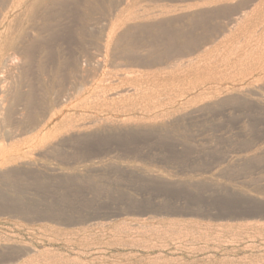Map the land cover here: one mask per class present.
Returning <instances> with one entry per match:
<instances>
[{"label":"rangeland","instance_id":"rangeland-1","mask_svg":"<svg viewBox=\"0 0 264 264\" xmlns=\"http://www.w3.org/2000/svg\"><path fill=\"white\" fill-rule=\"evenodd\" d=\"M65 1L46 0L42 2L46 6L43 4L42 6L40 3L36 6L25 5L16 9L10 4H6L4 0H1L3 2L2 4L0 2V26L4 27V29L6 27V30L9 31L6 32L3 29V32L0 27V34L3 35H0V49L2 46H5L0 51V68L4 66L1 63L7 61V58L11 57V61L13 62L12 56H15L16 63H13H15V66L17 65L15 67L11 63L9 68L7 67L8 74L6 65L4 69H0V80H3L2 82L0 81V93L3 92L0 96H4V90L9 93V95L5 93L7 95L6 98L3 97V99L5 98L4 100L0 97V103H2L0 107L3 105L0 112H3V115L0 114L2 117H0V120H4L2 122L0 121V126L2 125L0 128V148L4 150L6 159L18 158L16 162L0 164V168L4 166L2 168L3 170L0 169V172L12 173L9 178H3V174L0 173V176H2L0 177V193H3L0 194V264H264V105L262 106L264 104V91L263 89L258 90L260 87H264L262 81L264 80V74L256 82L262 83L255 85L254 82L248 85V77H246L244 72L238 70V72L236 71L234 73L236 69L230 70L229 72L225 66L218 64L219 60L216 61V58L211 65H209L210 63L208 64L213 56L217 57L218 52L221 55L231 49V52L234 53L235 51L234 54L240 55L244 54L248 45H253L256 42L255 40H257V43L260 40L258 44L262 43L264 38V5H261L260 9L258 8L260 3L257 4L251 0H246V2L245 0H227L228 2L225 0H211L210 2L205 0L203 4L202 1L204 0H175L176 2L173 0H155V2L154 0H126V3H124V0L123 3L122 0H118L121 2L113 0L114 5L112 4V0ZM73 1H75L74 3L76 5L73 4ZM100 1H104V5ZM105 1L110 5L112 4L110 7L111 12L110 8H108L110 5ZM172 1L173 4L171 3ZM233 1L237 3L233 4ZM49 2L50 4L54 3L51 6ZM82 2H85V5L84 3L82 4L84 7L81 5ZM97 2L98 4L100 2L101 5H98ZM198 3L201 4L198 5ZM244 3L245 7L243 6ZM78 4L85 10L80 8L81 6ZM229 4L231 5L229 6ZM251 4L254 6V11L250 6ZM39 5H41L40 7L42 9L46 7L44 9L45 12L39 8ZM94 5L95 7L91 8ZM167 5L170 7L168 8ZM210 5L212 6L211 8ZM216 5L217 7H215ZM102 6H105V8ZM139 6L140 9L144 6L147 8H142L143 12L142 9L138 10ZM205 6L206 8H204ZM240 6L241 8L244 7L241 11ZM249 6L252 9V13L251 10L247 9ZM114 7L117 8L115 9ZM10 8H13V10ZM22 8L26 9L24 10ZM158 9L160 13L163 11V14L159 13L156 15ZM171 9H174L175 12L171 11ZM186 9L187 11H198L187 12L185 11ZM236 9L239 11H236ZM246 9L249 17H257L259 23H261L258 25L257 30L254 29L256 33H253V36L252 33L250 34L248 31H245L247 29L245 27V21L242 20L243 28L239 27V29L236 26L239 24L242 26L238 18H240V15ZM34 10H37V14L35 13L36 16ZM105 10L109 11L104 12ZM164 10L167 11L164 12ZM169 10L171 12H168ZM151 11L153 15H151ZM177 11L179 14H182L179 15ZM183 11L187 15L189 13V15L185 16ZM23 12L24 14H22ZM31 13L34 15L33 17H31ZM110 13L113 15L112 18L111 15L110 17L107 15ZM137 13L143 17L136 16ZM144 13L147 15H144ZM233 13L238 17L236 18ZM16 14L18 15L16 16ZM62 14L63 16H61ZM20 16H23L21 20L19 19ZM166 16L170 19L172 16V19L170 20ZM192 16H194V20H191ZM201 16L206 22L203 18H200ZM136 17H139V19L137 20ZM165 17L166 20L168 19V23L164 19ZM145 18L148 19L146 20ZM140 19L144 20L140 23ZM156 19L161 20L159 22ZM163 20L166 22L164 23ZM177 20L180 22L177 23ZM211 20L215 21L213 22ZM135 21L138 26L134 23ZM8 22L9 25L7 24ZM13 22L15 23V27ZM98 22H102L99 27ZM142 22L147 25V28H145L146 25L141 26ZM200 22L202 24L204 23L202 25L204 26L203 28L200 27ZM130 23H134L136 26H131ZM155 24L157 25L154 26ZM208 26L211 27L209 28ZM212 27H214V30ZM49 28H52V30ZM167 28L169 32L172 33L174 31L178 38H180H177L180 41L179 43L175 39L172 44L173 48L172 46L168 48L166 40H164V33H168ZM175 28L181 30L179 31ZM136 31H139L140 34ZM153 31L157 32V34H154ZM129 32L131 37L128 36ZM223 33H227L230 36L228 38L225 36L224 38ZM193 34L194 36H192ZM200 34L208 36V39L204 36L200 37ZM249 34L253 39L251 37L249 38ZM121 35H123L122 38ZM220 35L224 40L218 43L221 39ZM187 37L189 38L187 39ZM241 37L243 38L241 39ZM157 38L159 41H157ZM200 38L203 39L200 40ZM139 39L141 44L139 43ZM248 39L250 40L248 41ZM86 40L88 43L85 42ZM204 40L206 43L209 40V43L206 45V43L202 42ZM237 40H239L238 43H236ZM246 41H248V45ZM175 42L181 45L184 43L185 48L183 45L179 47ZM193 42L195 44H202L195 45ZM214 42L217 43L215 44ZM5 43L9 45L7 46ZM130 43L132 45L133 43L136 44L133 45L134 49ZM228 43L237 45L236 47H232ZM154 44H158V49ZM159 44L163 47L161 45L159 46ZM209 45L210 47L213 45V49H210ZM189 47H192L190 48L191 50ZM125 48L127 52L123 54ZM206 48L210 51L205 50ZM162 49L168 50H164L163 52ZM185 49H189L188 53L191 59L186 56L188 53ZM192 49L194 52L195 50L197 51L194 53ZM180 50L182 52L184 51V54L185 52L187 54L184 55L181 52L184 56H179L181 54ZM203 50L207 52L204 53L206 57L201 53ZM213 50L216 51L213 52ZM129 52L131 54H128ZM161 52L164 58L160 56L162 55L160 54ZM176 52L177 55H175ZM191 53L195 55L193 54V56ZM132 55L136 56L132 57ZM170 55H174L175 60L174 58L169 59ZM98 56L101 59H105L97 64V61H101ZM198 56L200 60H197V62L196 59ZM149 57L152 58L149 59ZM176 57L179 58L177 59ZM165 58L168 60V64ZM204 58L205 60H203ZM172 59L174 60V65ZM188 59L192 60L193 63L187 64L186 60ZM178 60H182L181 63L180 61L178 62L179 65L177 64ZM163 62L165 64L163 67L166 69L162 68ZM143 63L144 65H142ZM99 64H101V67ZM147 64L149 65L147 66ZM184 64L190 67H188L189 70L185 69L186 66ZM96 66L98 67L97 69ZM167 68L169 69L168 72L170 69H174L173 72L171 71L173 74L171 72H165ZM9 69H12V71ZM176 69L180 71L183 69V71L180 73ZM9 72H13L12 75ZM229 73L231 74L228 75ZM119 74L122 76L119 77ZM183 74L186 77L177 78ZM217 74L221 75L218 76ZM108 75L113 76H109L112 80H110ZM75 76L76 78H74ZM106 79L107 82L105 83ZM62 80H64V83H61ZM8 85H10V89ZM21 85L23 88H21ZM193 85L199 86L200 90L197 92L191 90ZM252 85L259 87L255 88ZM132 86H134L133 89H135L137 95H134ZM33 87H36L35 90ZM39 87L41 92L43 91L42 93L38 89ZM30 88L37 92V94L31 91ZM123 88L127 90V92L124 91L126 93L124 95ZM247 88L249 90L251 89L252 93ZM12 89L16 92L13 93ZM20 89L22 91L21 93H24L26 97L19 92ZM148 89L150 90L149 92ZM246 89L250 92L249 95ZM254 89L255 91H253ZM145 90L147 92L143 93ZM242 90L246 92L243 93ZM201 91L213 92L215 94L214 96L212 94L197 96V93ZM228 91L232 94L230 97L232 96L234 99L232 97L230 98L229 95L227 97L230 99L225 96L229 94ZM17 92L23 96H20L21 102H19L20 98ZM116 92H120L123 96H114L113 94ZM254 92H257V95L259 93V95L253 96L255 94ZM98 93H101L100 96ZM108 93L113 95L112 98H110L111 95ZM224 93L226 94L224 95ZM12 94L16 95L14 99L18 103L12 101L14 97ZM105 94L106 98H103L101 95L105 97ZM31 95H35L36 97H31ZM171 97H174L173 101H169ZM225 97L227 100H225ZM27 98L30 100H26ZM31 98H34L32 100L34 103L31 101ZM93 98L94 100L91 101ZM215 98L219 99L216 102L218 106H216ZM97 100H99L98 103ZM26 101L29 104L33 103V106L30 105V107H33L31 108L33 110L30 111L28 109L27 111L26 104L28 103ZM150 101L152 102V104L150 103L151 105L148 104ZM202 102L206 104L204 105L205 109L201 106V104H204ZM146 103L148 104L147 106ZM14 104H16L18 109ZM214 104L216 107L213 106ZM208 105L211 107H207ZM4 106H7V108ZM260 106L262 109H260ZM30 107L28 105V108ZM189 107L194 109H189ZM2 108L6 111L9 109L8 117L6 115L7 112L3 111ZM184 109L187 111L191 110L195 113H189L187 115ZM177 112H181L182 115L184 113L187 119L182 122L181 120L182 118L184 119V116ZM17 114L19 115L17 116ZM31 114L33 116L35 115L34 118L36 120H34L36 122L31 119ZM173 114L179 115L178 117L181 119L179 120L178 117L177 119L174 118L176 115L174 116ZM165 115H168V117L166 118ZM160 116H163L164 120L159 119L161 118ZM26 117L27 119L29 117V126L27 125ZM150 118L152 121L154 119V122L150 120L153 125L148 120ZM89 119L92 121L106 120L104 121L105 123L93 121V124H87L86 122L90 121ZM165 119L166 122H164ZM169 119L171 121L172 119L176 120V122L172 121L170 123ZM128 120L129 123L126 124ZM108 121L111 123H108ZM132 121L133 123H130ZM31 122H35V128ZM193 122L196 126H193ZM82 123L85 125L79 130V127L83 125ZM31 125L32 128L30 127ZM73 127L78 128L75 129ZM174 129L178 132L175 133L176 131ZM151 131L152 133H150ZM163 131L166 132L163 133ZM109 132H111L110 135ZM140 133H142L141 136ZM116 134L118 135L115 136ZM116 138H122L119 140L122 143H119ZM101 140L104 141L102 142ZM59 141L61 142L59 143ZM160 141L163 142L161 143ZM143 142L146 143L144 144ZM85 146L87 147L85 148ZM43 153L47 154L44 155ZM250 156L252 157L249 158ZM13 163L15 167L11 166ZM107 164H110V166ZM91 168L93 170H89ZM9 169H12L13 172ZM16 195L17 197H15ZM15 198L18 201L17 199L14 200ZM13 201L16 202V205L13 204ZM21 201L23 202L21 203ZM18 206L21 207L19 208Z\"/></svg>","mask_w":264,"mask_h":264},{"label":"bare ground","instance_id":"bare-ground-1","mask_svg":"<svg viewBox=\"0 0 264 264\" xmlns=\"http://www.w3.org/2000/svg\"><path fill=\"white\" fill-rule=\"evenodd\" d=\"M4 1L6 2V4H7V3L10 4V5H11L12 7H14L15 9L18 8V7H21V6H25V5H26V6H28V5H30V6H36L37 4H40V3H41V5L43 4L44 6H46L45 3H42V2H45L46 0H4ZM53 1H55V0H53ZM66 1H67V0H66ZM66 1H65V2H66ZM76 1L78 2L79 0H76ZM87 1H89V0H87ZM93 1H94V0H93ZM101 1H102V0H101ZM101 1H100V2H101ZM106 1H107V0H106ZM106 1H105V2H106ZM117 1H118V0H117ZM150 1H151V0H150ZM159 1H160V0H159ZM168 1H169V0H168ZM170 1H171V0H170ZM173 1L176 2L175 0H173ZM173 1L171 2L172 4H173ZM187 1H189V0H187ZM192 1H193V0H192ZM196 1H197V0H196ZM196 1H195V2H196ZM208 1L210 2L211 0H208ZM222 1H223V0H222ZM225 1H227V0H225ZM228 1H229V0H228ZM228 1H227V2H228ZM231 1H232V0H231ZM231 1H230V2H231ZM237 1H239V0H237ZM243 1H244V0H243ZM251 1H255L257 4L260 3V4H259L260 6H259L258 8H260L261 5H264V0H251ZM0 2H1V0H0ZM50 2H52V1H50ZM50 2H49V5L52 6V4H53L54 2H53L52 4H50ZM56 2H57V1H56ZM58 2H59V1H58ZM69 2H70V1H69ZM69 2H68V3H69ZM71 2H72V1H71ZM74 2H75V1H73V4L76 5ZM100 2H99L100 5H101V3H102V5H104V4H103L104 1L101 2V3H100ZM118 2H121V1H118ZM147 2H149V1H147ZM154 2H155V0H154ZM178 2H179V1H178ZM180 2H182V1H180ZM195 2H194V3H195ZM204 2H205V0L202 1V4H203ZM212 2H213V1H212ZM245 2H246V0H245ZM247 2H248V1H247ZM255 2H253L254 5H255ZM2 3H3V2H1V4H2ZM46 3H47V2H46ZM83 3H84V5H85V2H82L81 5H82ZM88 3H90V2H88ZM92 3H93V2H92ZM106 3H107V2H106ZM110 3H111V2H110ZM115 3H117V2L115 1ZM122 3H123V0H122ZM122 3H121V4H122ZM124 3H126V0H124ZM152 3H153V2H152ZM156 3H158V2H156ZM162 3H163V2H162ZM224 3H225V2H224ZM235 3H237V2H236V1L234 2V1H233V4H235ZM1 4H0V5H1ZM69 4H71V3H69ZM73 4H72V5H73ZM90 4H91V3H90ZM93 4H94V3H93ZM97 4H98V2H97ZM99 4H98V5H99ZM107 4H109V3H107ZM112 4H113V0H112ZM112 4H111V5H112ZM119 4H120V3H119ZM136 4H137V3H136ZM160 4H161V3H160ZM165 4H166V3H165ZM180 4H181V3H180ZM200 4H201V3H200ZM200 4L198 3V5H200ZM208 4H209V3H208ZM211 4H213V3H211ZM215 4H216V3H215ZM225 4H226V3H225ZM238 4H240V3H238ZM238 4H237V5H238ZM41 5H39V8L42 9V7H40ZM43 5H42V6H43ZM54 5H55V4H54ZM60 5H61V4H60ZM78 5H80V4H78ZM81 5H80V6H81ZM84 5H82V6L84 7ZM109 5H110V4H109ZM109 5H107V6H109ZM111 5H110L108 8H110ZM113 5H114V4H113ZM163 5H164V4H163ZM169 5H170V3H169ZM178 5H179V3H178ZM183 5H184V4H183ZM183 5H182V6H183ZM190 5H192V4H190ZM222 5L225 7L224 4H222ZM226 5H227V4H226ZM230 5H231V4H229V6H230ZM242 5H243V4H242ZM242 5H241V6H242ZM246 5H247V4H246ZM3 6H4V4H3ZM5 6H6V5H5ZM11 6H9V7H11ZM68 6H69V5H68ZM68 6H67V7H68ZM70 6H71V5H70ZM82 6H81L80 8H82ZM115 6H116V4H115ZM142 6H143V4H142ZM146 6H147V5H146ZM146 6H144V7H146ZM158 6H159V5H158ZM184 6H186V5H184ZM187 6H188V5H187ZM206 6H208V5L206 4ZM206 6H205L204 8H206ZM213 6H214V5H213ZM220 6H221V3H220ZM223 6H222V8H223ZM238 6H239V5H238ZM241 6H240V11H241V9H243V8L245 7V3H244V5H243V6H244L243 8H241ZM247 6H248V5H247ZM250 6H251L252 9H253V7H254L253 4H251ZM250 6H249V8L247 7V9L251 10V13H252V9L250 8ZM255 6H257V5H255ZM1 7H2V6H1ZM48 7H49V6H48ZM63 7H64V5H63ZM73 7H75V6H73ZM77 7H79V6H77ZM92 7L94 8L95 5H94V6H91V8H92ZM102 7L105 8V6H102ZM144 7H141V9H142V8L144 9ZM149 7H151V6H149ZM167 7L169 8L170 6L167 5ZM196 7H197V6H196ZM208 7H209V6H208ZM211 7H212V6L210 5V8H211ZM215 7H217V5H216ZM4 8H5V7H4ZM36 8H37V7H36ZM64 8H65V7H64ZM71 8H72V7H71ZM80 8H79V9H80ZM85 8H86V7H85ZM91 8H90V10H91ZM97 8H98V7H97ZM114 8H115V7H114ZM116 8H117V7H116ZM116 8H115V9H116ZM146 8H147V7H146ZM157 8H158V7H157ZM159 8H160V7H159ZM202 8H203V7H202ZM202 8H201V9H202ZM236 8H237V7H236ZM0 9H1V8H0ZM10 9L13 10V8H10ZM19 9H20V8H19ZM22 9L25 10L26 8H22ZM41 9H40V10H41ZM44 9H46V7H45ZM44 9H42V11L45 12ZM68 9H69V8H68ZM77 9H78V8H77ZM82 9H84V8H82ZM86 9H87V8H86ZM100 9H101V8H100ZM112 9H113V8H112ZM115 9H113V10H115ZM141 9H140V6H139V9H138V10H141ZM143 9H142V11H143ZM153 9H154V7H153ZM192 9H194V8H192ZM197 9H198V7H197ZM199 9H200V7H199ZM218 9H220V8H218ZM230 9H231V8H230ZM233 9H234V8H233ZM247 9H246L245 12H243V14L240 15V18H238V20L241 21L240 23H241L242 26H240V24H239V25H236V26H238V28H239V27H242V28H243L244 26H243V22H242V20L245 21V22H246V26H245V27L247 28V29H245V31H246V32L248 31V33H250V34L252 33V36H253V33H254V34L256 33V31H254V29L257 30L258 25H260L261 23H259L257 17H254V18L249 17V15L247 14ZM255 9H256V7H255ZM260 9H261V8H260ZM27 10H29V9L27 8ZM27 10H26V11H27ZM30 10H31V9H30ZM84 10H85V9H84ZM84 10H83V11H84ZM134 10H135V9H134ZM145 10H146V9H145ZM154 10L156 11V9H154ZM206 10H207V9H206ZM206 10H204V11H206ZM237 10H238V9H236V11H237ZM257 10H258V9H257ZM262 10H263V9H262ZM14 11H15V10H14ZM21 11H22V10H21ZM34 11H35V10H34ZM36 11H37V10H36ZM36 11L34 12V14H35V13L37 14ZM100 11H101V10H100ZM102 11H103V10H102ZM108 11H109V10H107V11L105 10L104 12H108ZM155 11H154V13H156ZM159 11H160V10L158 9L156 15H158V14L160 13ZM161 11H162V10H161ZM165 11H167V10H164V12H165ZM171 11H174V9H173V10L171 9ZM171 11L169 10L168 12H171ZM185 11H187V9H186ZM189 11H190V12H191V11H192V12H195V11H198V10H194V11H193V10H189ZM189 11H187V12H189ZM210 11H211V10H210ZM219 11H220V10H219ZM227 11H228V10H227ZM238 11H239V10H238ZM253 11H254V9H253ZM259 11H260V10H259ZM12 12H13V11H12ZM18 12H19V11H18ZM27 12H28V11H27ZM81 12H82V11H81ZM110 12H111V8H110ZM136 12H138V11H136ZM143 12H144V11H143ZM148 12H149V11H148ZM174 12H175V11H174ZM183 12H184V11H183ZM8 13H9V12H8ZM19 13H20V12H19ZM19 13H18V14H19ZM57 13H58V12H57ZM72 13H74V12H72ZM78 13H79V12H78ZM112 13H113V12H112ZM150 13H151V15H153L152 11H151ZM177 13H178V11H177ZM180 13H181V12H180ZM184 13H185V12H184ZM198 13H199V12H198ZM203 13H204V12H203ZM203 13H202V14H203ZM209 13H210V12H209ZM230 13H231V11H230ZM241 13H242V12H241ZM245 13H246V14H245ZM248 13H250V12H248ZM254 13H255V12H254ZM14 14H15V13H14ZM18 14H16V16H17ZM22 14H24V12H23ZM36 14H35V16H36ZM38 14L40 15V13H38ZM55 14H56V13H55ZM55 14H54V15H55ZM58 14H59V13H58ZM65 14H66V13H65ZM80 14H81V13H80ZM85 14H86V13H85ZM91 14H92V13H91ZM93 14H94V13H93ZM102 14H103V13H102ZM113 14H114V13H113ZM137 14H138V13H137ZM137 14H136V16H140L139 14H138V15H137ZM141 14H142V13H141ZM160 14H163V11H162V13H160ZM175 14H176V13H175ZM178 14H179V13H178ZM181 14H182V13H181ZM181 14H179V15H181ZM224 14H225V13H224ZM233 14H235V13H233ZM239 14H240V12H239ZM1 15H2V14H1ZM10 15H11V14H10ZM12 15H13V13H12ZM51 15H52V13H51ZM94 15H95V14H94ZM107 15H109V17H110L111 13H110V14H107ZM144 15H147V14L144 13ZM148 15H150V14H148ZM184 15H185V16H188L189 13H188V15H187V13H185ZM6 16H7V15H6ZM6 16H5V18H6ZM13 16H14V15H13ZM33 16H34V15L31 13V17H33ZM41 16H42V12H41ZM45 16H46V15H45ZM56 16H57V15H56ZM61 16H63V14H62ZM112 16H113V15H111V18H112ZM132 16H133V15H132ZM161 16H162V15H161ZM175 16H176V15H175ZM175 16H173V17H175ZM185 16H184V18H186ZM203 16H204V15H203ZM205 16H206V14H205ZM232 16H233V15H232ZM232 16H231V17H232ZM234 16L236 17V14H235ZM7 17H8V16H7ZM21 17L23 18V16H20V18H19L20 20H21ZM50 17H51V16H50ZM53 17H54V16H53ZM80 17H81V16H80ZM83 17H84V15H83ZM83 17H82V18H83ZM134 17H135V15H134ZM140 17H141V16H140ZM142 17H143V16H142ZM142 17H141V18H142ZM146 17H147V16H146ZM159 17H160V16H159ZM166 17H168V16H166ZM166 17L164 18L165 20H166ZM179 17H181V16H179ZM179 17H178V18H179ZM189 17H190V16H189ZM193 17H194V16H192V18H193ZM229 17H230V16H229ZM235 17H233V18L235 19ZM237 17H238V16H237ZM237 17H236V18H237ZM248 17H249V18H248ZM5 18H4V19H5ZM98 18H99V17H98ZM132 18H133V17H132ZM132 18H131V19H132ZM160 18H161V17H160ZM192 18H191V20H194V18H193V19H192ZM197 18H198V17H197ZM200 18H203V17L201 16ZM206 18H207V17H206ZM214 18L216 19L215 16H214ZM218 18H219V17H218ZM221 18H223V17H221ZM221 18H220V19H221ZM261 18H262V17H261ZM2 19H3V18H2ZM10 19H11V18H10ZM10 19H8V20H10ZM19 19H18V20H19ZM28 19H29V18H28ZM64 19H65V18H64ZM94 19H95V18H94ZM129 19H130V18H129ZM136 19L138 20L139 17H138V18L136 17ZM136 19H135V20H136ZM145 19H146V18H145ZM147 19H148V18H147ZM147 19H146V20H147ZM152 19L155 20L153 17H152ZM162 19H163V18H162ZM168 19H170V18L168 17ZM168 19L166 20L167 23H168ZM171 19H172V16H171ZM171 19H170V20H171ZM182 19H183V17H182ZM189 19H190V18H189ZM203 19H204V18H203ZM24 20H25V19H24ZM32 20H34V19H32ZM43 20H44V19H43ZM46 20H48V19H46ZM91 20H92V19H91ZM127 20H128V19H127ZM142 20H144V19H140V23H141ZM156 20H158V21L160 22L161 19H160V20H159V19H156ZM165 20H163L164 23L166 22ZM170 20H169V22H170ZM180 20H181V19H180ZM200 20H201V19H200ZM209 20H210V18H209ZM209 20H207V21H209ZM230 20H231V19H230ZM3 21H4V20H3ZM22 21H23V20H22ZM22 21H21V22H22ZM131 21H132V20H131ZM158 21H157V22H158ZM177 21H178V20H177ZM181 21H182V20H181ZM202 21H203V20H202ZM204 21H205V19H204ZM211 21H213V20H211ZM211 21H210V22H211ZM214 21H215V20H214ZM214 21H213V22H214ZM263 21H264V19H263ZM15 22H16V21H15ZM21 22H20V23H21ZM35 22H36V21H35ZM60 22H61V21H60ZM144 22H145V21H144ZM157 22H156V23H157ZM159 22H158V23H159ZM161 22H162V21H161ZM179 22H180V21H178L177 23H179ZM189 22H190V21H189ZM198 22H199V21H198ZM205 22H206V21H205ZM233 22H234V21H233ZM233 22H232V23H233ZM4 23H5V22H4ZM17 23H18V22H17ZM17 23H16V24H17ZM91 23H92V22H91ZM100 23H102V22H100ZM100 23L98 22V27H99ZM106 23H107V21H106ZM134 23H136V21H135ZM134 23H132V24L130 23L131 26H132V25H135ZM138 23H139V22H138ZM146 23H147V22H146ZM148 23H150V22H148ZM151 23H155V22H151ZM158 23H157V24H158ZM185 23H186V22H185ZM200 23H201V22H200ZM200 23H199V24H200ZM235 23H236V22H235ZM7 24L9 25V22H8ZM10 24H11V23H10ZM14 24H15V23L13 22V25H14ZM51 24H52V23H51ZM55 24H56V23H55ZM78 24H79V23H78ZM157 24H155L154 26H156ZM159 24H160V23H159ZM182 24H184V23H182ZM186 24H187V23H186ZM188 24H189V23H188ZM194 24H195V22H194ZM237 24H238V22H237ZM244 24H245V23H244ZM263 24H264V23H263ZM263 24H262V25H263ZM0 25H1V24H0ZM8 25H7V27H8ZM11 25H12V24H11ZM17 25H18V24H17ZM19 25H20V24H19ZM37 25H38V24H37ZM67 25H71V24H67ZM102 25H103V24H102ZM125 25H126V24H125ZM127 25H129V24H127ZM136 25H137V23H136ZM136 25H135V26H136ZM142 25H146V24H144V23L142 22L141 26H142ZM171 25H172V24H171ZM171 25H170V27H171ZM192 25H193V24H192ZM195 25L197 26V24H195ZM202 25H204V23H203V24L201 23V25H200V27L203 28L204 26H202ZM205 25H206V24H205ZM212 25H214V24L212 23ZM39 26H40V25H39ZM43 26H44V25H43ZM53 26H54V25H53ZM57 26H58V25H57ZM79 26H81V25H79ZM100 26H101V25H100ZM103 26H104V25H103ZM129 26H130V25H129ZM137 26H138V25H137ZM151 26H152V25H151ZM190 26H191V25H190ZM196 26H195V27H196ZM198 26H199V25H198ZM232 26H233V25H232ZM236 26H235V27H236ZM0 27H1V26H0ZM14 27H15V25H14ZM36 27H37V26H36ZM45 27H46V26H45ZM86 27H88V26H86ZM110 27H111V26H110ZM149 27H150V26H149ZM157 27H158V26H157ZM168 27H169V26H168ZM208 27H209V26H208ZM210 27H211V26H210ZM210 27H209V28H210ZM259 27H260V26H259ZM1 28H2V31H3V32H4V30H6V27H5V29H4V27H1ZM16 28H17V27H16ZM52 28H53V27H52ZM52 28H51V29L49 28V29L52 30ZM58 28H59V26H58ZM67 28H68V27H67ZM130 28H131V27H130ZM136 28H137V27H136ZM143 28H144V26H143ZM145 28H147V25H146ZM151 28H152V27H151ZM158 28H159V27H158ZM183 28H184V27H183ZM185 28H186V27H185ZM212 28H213V30H214V27H212ZM236 28H237V27H236ZM238 28H237V29H238ZM3 29H4V30H3ZM13 29H14V28H13ZM13 29H11V30H13ZM44 29H45V28H44ZM46 29H47V28H46ZM81 29H82V28H81ZM83 29H84V28H83ZM97 29H98V28H97ZM105 29H106V28H105ZM123 29H124V28H123ZM170 29H171V28H170ZM175 29L179 30L178 28H175ZM198 29H199V28H198ZM198 29H197V30H198ZM206 29H207V28H206ZM206 29H205V30H206ZM216 29H217V28H216ZM239 29H240V28H239ZM0 30H1V29H0ZM50 30H49V31H50ZM53 30H54V29H53ZM55 30H56V29H55ZM57 30H58V29H57ZM65 30H66V28H65ZM68 30H69V29H68ZM76 30H77V29H76ZM94 30H95V29H94ZM134 30H135V29H134ZM138 30H139V29H138ZM141 30H142V29H141ZM145 30H148V29H145ZM149 30H150V29H149ZM149 30H148V31H149ZM180 30H181V29H180ZM180 30H179V31H180ZM187 30H188V29H187ZM202 30H204V29H202ZM213 30H212V31H213ZM73 31H74V30H73ZM122 31H123V30H122ZM139 31H140V30H139ZM139 31H138V32L136 31V32L139 33ZM155 31H156V30H155ZM155 31H153L154 34H155V33L157 34V32H155ZM158 31H159V29H158ZM167 31H168V28H167ZM193 31H194V30H193ZM209 31H210V30H209ZM212 31H211V32H212ZM216 31H217V30H216ZM0 32H1V31H0ZM6 32H9V31L6 30ZM18 32H19V31H18ZM36 32H37V30H36ZM46 32H47V30H46ZM61 32H62V31H61ZM77 32H78V31H77ZM125 32H126V30H125ZM127 32H128V31H127ZM150 32H151V31H150ZM150 32H149V33H150ZM194 32H196V31H194ZM200 32H202V31H200ZM24 33H25V32H24ZM40 33H41V32H40ZM47 33H48V32H47ZM54 33H55V32H54ZM57 33H58V31H57ZM72 33H74V32H72ZM81 33H82V32H81ZM83 33H84V32H83ZM89 33H90V31H89ZM92 33H93V32H92ZM94 33H95V32H94ZM96 33H97V31H96ZM132 33H134V32H132ZM132 33H131V34H132ZM147 33H148V32H147ZM151 33H152V32H151ZM163 33H164V32H163ZM173 33H174V31H173L172 33L169 32V31H168V33H164V34H165V39H164V40H166V45L168 46V48L172 46V44H173V42L175 41V39L177 40L178 43L180 42V41H178V39H180V38H178V36L174 33L175 36H177V37L175 38V36H174ZM176 33H177V32H176ZM188 33H189V32H188ZM208 33L210 34V32H208ZM214 33H215V32H214ZM214 33H213V34H214ZM233 33H234V32H233ZM9 34H10V33H9ZM13 34H14V33H13ZM28 34H29V33H28ZM31 34H32V33H31ZM52 34H53V32H52ZM124 34H126V33H124ZM129 34H130V32L128 33V36H130ZM139 34H140V33H139ZM177 34H179V33H177ZM184 34H185V33H184ZM186 34H187V33H186ZM189 34H190V33H189ZM191 34H192V31H191ZM196 34H199V33H196ZM203 34H204V33H203ZM203 34H200V37H203V36H204ZM209 34H208V35H209ZM215 34H217V33H215ZM225 34H226V35H225ZM235 34H236V33H235ZM250 34H249V38L251 37V39H253V37H252ZM0 35H2V34H0ZM74 35H75V33H74ZM90 35H91V34H90ZM132 35H133V34H132ZM135 35H137V34H135ZM143 35H146V34H143ZM151 35H152V34H151ZM211 35H212V34H211ZM221 35H222V34H221ZM221 35H220V38H221L223 35H224V38H225V36H227L226 38H228V37L230 36L229 34L227 35V33H223V35H222V36H221ZM236 35H237V34H236ZM2 36H3V35H2ZM22 36H23V35H22ZM75 36H76V35H75ZM92 36H93V35H92ZM97 36H98V35H97ZM102 36H104V35H102ZM125 36H126V35H125ZM149 36H150V35H149ZM192 36H194V34H193ZM195 36H197V35H195ZM244 36H245V35H244ZM0 37H1V36H0ZM4 37H5V36H4ZM27 37H28V36H27ZM38 37H40V36H38ZM72 37H73V36H72ZM85 37H87V36H85ZM122 37H123V35H121V38H122ZM130 37H131V36H130ZM136 37H138V35H137ZM139 37H140V36H139ZM141 37H142V36H141ZM156 37H157V36H156ZM162 37H163V36H162ZM204 37H207V39H208V36L205 35ZM209 37H210V35H209ZM211 37H212V36H211ZM217 37H218V36H217ZM2 38H3V37H2ZM21 38H22V37H21ZM24 38H25V37H24ZM80 38H81V37H80ZM92 38H93V37H92ZM142 38H143V37H142ZM147 38H148V35H147ZM163 38H164V37H163ZM177 38H178V39H177ZM188 38H189V37H187V39H188ZM224 38H223V39L221 38L222 40L220 39V41L218 40V41H219L218 43H220L221 41H223ZM230 38H231V37H230ZM242 38H243V37H241V39H242ZM5 39H6V38H5ZM31 39H33V38L31 37ZM82 39H83V38H82ZM145 39H146V37H145ZM182 39H183V38H182ZM187 39H186V40H187ZM193 39H194V38H193ZM201 39H203V38H200V40H201ZM207 39H206V41H207ZM217 39H218V38H217ZM241 39H240V40H241ZM1 40H2V39H1ZM8 40H9V38H8ZM25 40H26V39H25ZM71 40H72V39H71ZM132 40H133V39H132ZM162 40H163V39H162ZM196 40H197V39H196ZM200 40H199V41H200ZM213 40H214V39H213ZM246 40H247V39H246ZM249 40H250V39H248V41H249ZM72 41H73V40H72ZM76 41H77V40H76ZM144 41H145V40H144ZM157 41H159L158 38H157ZM194 41H195V40H194ZM204 41H205V40H204ZM204 41H202V42H203V43H206V41H205V42H204ZM248 41H246V42H247V45H248ZM255 41H256V42H255ZM255 41H254L255 43H253V45H251V46L248 45V48L245 50L244 54H240V55L234 54L235 51H234V53L231 52L232 50L230 49V48H231V47H230L229 49H230L231 51L227 49L228 52H227V53L223 52V53H225V54H221V55H219L220 52H218V55H219V56H218V55H216L217 57H214V56H213V58H211V60H209L210 62H208V64L210 63L209 65H211V63H213V62L217 59L216 61L219 60V63H218V64H221V65L225 66V68H227L229 72H230V70H234V69H236V70L234 71V73H235L236 71L238 72V70L244 72V74L246 75V77H248V81H249V82H248V85H250L251 83H254V82H255V85H256V84L259 85V83H262V82H258V83H256V82H257L258 79H260V76H263V74H264V38H263V41H262L261 44H258L260 40L258 41V43H257V40H255ZM6 42H7V41H6ZM8 42H9V41H8ZM20 42H21V41H20ZM85 42H87V40H86ZM135 42H136V41H135ZM145 42H146V41H145ZM177 42H175V43H177ZM182 42H183V40H182ZM182 42H181V43H182ZM238 42H239V40H237L236 43H238ZM240 42H241V41H240ZM27 43H28V42H27ZM87 43H88V42H87ZM139 43H140V39H139ZM139 43H138V46H139ZM156 43H157V42H156ZM163 43H164V42H163ZM178 43H177V45H179V47H180L181 44H178ZM186 43H187V42H186ZM208 43H209V40H208ZM208 43H206V45H207ZM214 43H215V42H214ZM214 43H213V45H214ZM216 43H217V42H216ZM216 43H215V44H216ZM256 43H257V44H256ZM5 44H6V43H5ZM22 44H23V42H22ZM85 44H86V43H85ZM113 44H114V43H113ZM116 44H117V43H116ZM130 44L132 45V43H130ZM140 44H141V43H140ZM146 44H147V42H146ZM164 44H165V43H164ZM183 44H184V43H182V45H183ZM189 44H190V43H189ZM193 44H195V43L193 42ZM196 44H198V43H196ZM196 44H195V45H196ZM201 44H202V43H201ZM201 44H198V45H201ZM228 44H230V43H228ZM254 44H256V45H254ZM6 45H7V44H6ZM8 45H9V44H8ZM8 45H7V46H8ZM97 45H98V44H97ZM99 45H100V44H99ZM101 45H102V44H101ZM117 45H118V44H117ZM126 45H127V44H126ZM126 45H125V46H126ZM133 45H136V44L133 43ZM133 45H132V47H133ZM157 45H158V44H157ZM157 45L154 44V46H156V48L158 49ZM160 45H161V44H159V46H160ZM166 45H165V47H166ZM174 45H175V44H174ZM182 45H181V46H182ZM186 45L188 46V44H186ZM190 45H191V44H190ZM198 45H197V46H198ZM213 45H212V47H210V45H209L210 49H211V48L213 49ZM226 45H227V44H226ZM230 45H231V44H230ZM236 45H237V44H233V45H231V46H232V47H233V46L236 47ZM245 45H246V44H245ZM245 45H244V46H245ZM7 46H6V47H7ZM16 46H17V45H16ZM85 46H86V45H85ZM104 46H105V45H104ZM161 46H162V45H161ZM183 46H184V45H183ZM191 46H192V45H191ZM3 47H5V46H2V48H3ZM19 47H20V46H19ZM22 47H23V46H22ZM135 47H136V46H135ZM139 47H140V46H139ZM144 47H145V46H144ZM162 47H163V46H162ZM162 47H161V48H162ZM179 47L177 46V48H179ZM193 47H194V46H193ZM206 47H207V46H206ZM209 47H208V48H209ZM239 47H240V46L238 45V48H239ZM2 48H1V49H2ZM24 48H25V47H24ZM136 48H138V47H136ZM156 48H155V50H156ZM161 48H160V49H161ZM172 48H173V46H172ZM177 48H176V49H177ZM181 48H182V47H181ZM184 48H185V46H184ZM190 48H192V47H189V49H190ZM199 48H201V47H199ZM199 48H198V50H200ZM1 49H0V51H1ZM7 49H8V48H7ZM19 49H20V48H19ZM112 49H114V48H112ZM133 49H134V47H133ZM133 49H132V50H133ZM138 49H139V48H138ZM151 49H152V48H151ZM189 49H188V50H189ZM195 49H197V48L195 47ZM201 49H202V48H201ZM215 49H216V47H215ZM235 49H236V48H235ZM239 49H240V48H239ZM239 49H238V50H239ZM243 49H245V48H243ZM21 50H22V49H21ZM24 50H25V49H24ZM40 50H41V49H40ZM101 50H102V49H101ZM146 50H147V49H146ZM164 50H165V49H164ZM164 50L162 49L163 52H164ZM167 50H168V49H167ZM167 50H165V51H167ZM185 50H187V49H185ZM188 50L186 51L187 53H188ZM190 50H191V49H190ZM192 50H193V49H192ZM205 50H207V48H206ZM205 50H203V52H201V53L204 54V53L206 52ZM208 50H209V49H208ZM208 50H207V51H208ZM218 50H221V49H218ZM18 51H19V50H18ZM85 51H86V50H85ZM102 51H103V50H102ZM115 51H116V50H115ZM115 51H114V52H115ZM118 51H121V50H118ZM128 51H129V50H128ZM142 51H143V50H142ZM158 51H159V50H158ZM158 51H157V52H158ZM178 51H179V50H178ZM196 51H197V50H195V52H196ZM209 51H210V50H209ZM209 51H208V52H209ZM215 51H216V50H215ZM215 51L213 50V52H215ZM21 52H22V51H21ZM126 52H127V51H126V48H125V51L123 52V54L126 53ZM131 52H132V51H131ZM152 52H153V51H152ZM169 52L171 53V51H169ZM181 52H182V51L180 50V53H181ZM183 52H184V51H183ZM183 52H182V53H183ZM186 52H185V54H187ZM190 52H191V51H190ZM192 52H194V50H193ZM195 52H194V53H195ZM221 52H222V51H221ZM230 52L233 53V54H231ZM19 53H20V52H19ZM116 53L119 54L117 51H116ZM121 53H122V52H121ZM174 53H175V52H174ZM178 53H179V52H178ZM182 53L179 54V56L184 54V53H183V54H182ZM194 53H193V54H194ZM198 53H199V52H198ZM201 53H199V54H201ZM206 53H207V52H206ZM2 54H3V53H2ZM29 54H30V53H29ZM50 54H51V53H50ZM92 54H93V53H92ZM128 54H131V53L129 52ZM138 54H139V53H138ZM150 54H151V53H150ZM155 54H157V53H155ZM158 54H159V52H158ZM160 54H162V52H161ZM166 54H167V53H166ZM166 54H165V55H166ZM172 54H173V53H172ZM185 54H184V55H185ZM193 54L191 53V55H193ZM199 54H198V55H199ZM203 54H202V55H203ZM208 54H209V53H208ZM208 54H207V55H208ZM210 54H211V53H210ZM13 55H14V54H13ZM89 55H90V54H89ZM97 55H98V54H97ZM104 55H105V54H104ZM110 55H111V54H110ZM168 55H169V54H168ZM175 55H177V52H176ZM184 55H183V56H184ZM189 55H190V54L188 53V55H186V56H187L188 58H190ZM194 55H195V54H194ZM194 55H193V56H194ZM232 55H233V57H232ZM234 55H235V56H234ZM236 55H237V56H236ZM10 56H11V55H10ZM10 56H8V57H10ZM90 56H92V55H90ZM119 56H120V54H119ZM133 56H136V55H132V57H133ZM154 56H155V55H154ZM154 56H153V58H154ZM160 56H161L162 58H164V57H163V56H164L163 54L160 55ZM203 56H205V54H204ZM1 57H2V56H1ZM12 57H13V62L16 63V61H15V59H14L15 56H12ZM21 57H22V56H21ZM24 57H25V56H24ZM41 57H42V56H41ZM113 57H114V55H113ZM120 57H121V56H120ZM142 57H143V56H142ZM205 57H206V56H205ZM209 57H210V55H209ZM5 58H7V57L5 56ZM5 58H3V59H5ZM42 58H43V57H42ZM98 58H99V56H98ZM124 58H125V57H124ZM151 58H152V57H151ZM151 58L149 57V59H151ZM159 58H160V57H159ZM162 58H161V59H162ZM166 58H168V57H166ZM166 58H165V60H166ZM170 58H174V60H175L174 55H170L169 59H170ZM176 58L178 59L179 57H176ZM184 58H185V57H184ZM193 58H195V57H193ZM193 58H192V59H193ZM215 58H216V59H215ZM25 59H26V57H25ZM89 59H90V58H89ZM99 59H101V58H99ZM99 59H98V60H99ZM103 59H105V58H103ZM103 59H101V61H100V60L97 61L96 58H95V60L97 61V64H98L99 62H102ZM134 59H136V58H134ZM134 59H133V60H134ZM157 59H158V58H157ZM186 59H187V58H186ZM190 59H191V58H190ZM190 59L186 60V63H187V64H191V63H193L192 60H190ZM195 59H196V58H195ZM11 60H12V59H11V57H10V58H7V61H4V62H6L5 64H4V62L1 63V65H2V64H3L4 66L6 65L7 74H8V68H9V66L11 65V63L13 64V66H15V63H13ZM28 60H29V58H28ZM31 60H32V59H31ZM31 60H30V62H31ZM40 60H42V59L40 58ZM95 60H94V61H95ZM129 60H130V59H129ZM133 60H132V61H133ZM141 60H142V59H141ZM172 60H173V59H172ZM172 60H171V61H172ZM174 60L172 61V63L174 62ZM197 60H200L199 56H198V58L196 59V61H197ZM203 60H205V58H204ZM26 61H27V60H26ZM96 61H95V62H96ZM135 61H136V60H135ZM146 61H147V60H146ZM148 61H149V60H148ZM166 61H167L166 63L168 64V60H166ZM179 61H180V63H181L182 60H178V61H177V64H178V65H179V63H178ZM194 61H195V60H194ZM201 61H202V60H201ZM206 61H207V60H206ZM220 61H221V63H220ZM1 62H2V61H1ZM20 62H21V61H20ZM133 62H134V61H133ZM156 62H157V61H156ZM158 62H160V61H158ZM197 62H198V61H197ZM199 62H200V61H199ZM61 63H62V62H61ZM91 63H92V62H91ZM104 63H105V62H104ZM149 63H150V62H149ZM216 63H217V62H216ZM20 64H21V63H20ZM26 64H27V63H26ZM30 64H31V63H30ZM55 64H56V63H55ZM101 64H102V63H101ZM101 64H99L100 67H101ZM105 64H106V63H105ZM150 64H151V63H150ZM154 64H155V62H154ZM161 64H162V60H161ZM170 64H171V62H170ZM175 64H176V63H175ZM177 64H176V65H177ZM198 64H199V63H198ZM201 64H202V63H201ZM205 64H206V63H205ZM23 65H24V64H23ZM40 65H41V63H40ZM42 65H43V64H42ZM59 65H60V64H59ZM93 65H94V63H93ZM102 65H103V64H102ZM134 65H135V64H134ZM134 65H133V66H134ZM142 65H144V63H143ZM148 65H149V64H147V66H148ZM152 65H153V63H152ZM173 65H174V63H173ZM176 65H175V66H176ZM178 65H177V66H178ZM184 65H185V64H184ZM209 65H208V66H209ZM4 66L1 67L0 69H1V70L4 69ZM16 66H17V65H16ZM16 66H15V67H16ZM135 66H137V65H135ZM163 66H165L164 62H163L162 68L166 69V68L163 67ZM166 66H167V65H166ZM171 66H172V65H171ZM185 66H186L185 69L189 70V69H188L189 66H188V67H187V65H185ZM195 66H196V65H195ZM203 66H204V64H203ZM7 67H8V68H7ZM11 67H12V66H11ZM11 67H10V68H11ZM30 67H31V65H30ZM120 67H121V66H120ZM160 67H161V66H160ZM160 67H159V68H160ZM172 67H174V66H172ZM182 67H184V66L182 65ZM24 68H25V67H24ZM24 68H23V69H24ZM86 68H87V67H86ZM97 68H98V67L96 66V69H97ZM136 68H137V67H136ZM170 68H171V67H170ZM178 68H179V67H178ZM189 68H190V67H189ZM197 68H198V67H197ZM23 69H22V71H23ZM59 69H60V68H59ZM164 69H163V70H164ZM212 69H213V68H212ZM223 69H224V68H223ZM261 69H262V70H261ZM9 70L12 71V69H9ZM43 70H44V69H43ZM160 70H162V69L160 68ZM168 70H169V69L167 68V70H166L165 72H168ZM173 70H174V69H173ZM173 70L170 69V71H169L168 73H170L171 71L173 72ZM176 70H178V69H176ZM207 70H208V69H207ZM3 71H6V70H3ZM13 71H14V69H13ZM26 71H27V70H26ZM29 71H30V68H29ZM44 71H45V70H44ZM97 71H98V70H97ZM99 71H100V70H99ZM182 71H183V69H182L181 71L178 70V72H180V73H181ZM204 71H205V70H204ZM220 71H221V70H220ZM56 72H57V71H56ZM69 72H70V71H69ZM172 72H171V73H172ZM175 72H176V71H175ZM206 72H207V71H206ZM206 72H205V73H206ZM218 72H219V71H218ZM1 73H2V72H1ZM3 73H5V72H3ZM9 73H10V72H9ZM12 73H13V72H11L10 74L12 75ZM17 73H18V72H17ZM27 73H29V72H27ZM85 73H86V72H85ZM89 73H90V72H89ZM89 73H87V74L89 75ZM105 73H106V71H105ZM226 73H227V72H226ZM29 74H30V73H29ZM42 74H43V72H42ZM71 74H73V73H71ZM75 74H76V73H75ZM137 74H138V73H137ZM172 74H173V73H172ZM230 74H231V73H229L228 75H230ZM240 74H242V73H240ZM240 74H238V75L240 76ZM13 75H14V74H13ZM25 75H26V74H25ZM25 75H24V76H25ZM27 75H28V74H27ZM66 75H67V73H66ZM147 75H148V74H147ZM162 75H163V74H162ZM215 75H216V74H215ZM215 75H214V76H215ZM217 75L219 76V75H221V74H217ZM233 75H234V74H233ZM1 76H2V75H1ZM4 76H5V75H4ZM64 76H65V75H64ZM69 76H70V75H69ZM83 76H84V75H83ZM90 76H91V75H90ZM101 76H102V75H101ZM109 76L113 77L112 75H108V77H109ZM114 76H115V74H114ZM117 76H118V74H117ZM117 76H116V77H117ZM120 76H122V75L119 74V77H120ZM124 76H125V73H124ZM164 76H165V75H164ZM190 76H191V75H190ZM226 76H227V74H226ZM6 77H7V76H6ZM9 77H10V75H9ZM70 77H71V76H70ZM103 77H104V76H103ZM126 77L128 78V76H126ZM142 77H143V76H142ZM179 77L184 78V77H186V76L183 74V75H179L177 78H179ZM209 77H210V76H209ZM231 77H232V76H231ZM236 77H237V76H236ZM11 78H12V77H11ZM13 78H15V77H13ZM71 78H72V77H71ZM74 78H76V76H75ZM78 78H79V77H78ZM109 78H110V77H109ZM114 78H115V77H114ZM114 78H113V79H114ZM117 78H118V77H117ZM121 78H122V77H121ZM124 78H125V77H124ZM127 78H126V79H127ZM223 78H224V77H223ZM227 78H228V77H227ZM3 79H5V78H3ZM36 79H37V78H36ZM44 79H45V78H44ZM44 79H43V80H44ZM136 79H138V78H136ZM5 80H6V79H5ZM24 80H25V79H24ZM39 80H40V79H39ZM64 80H65V79H64ZM64 80H62L61 83H64V82H63ZM76 80H77V79H76ZM82 80H83V79H82ZM110 80H112V79L110 78ZM217 80H218V79H217ZM0 81H1V80H0ZM2 81H3V80H2ZM2 81H1V82H2ZM7 81H8V80H7ZM20 81H21V80H20ZM22 81H23V78H22ZM70 81H71V80H70ZM70 81H69V83H70ZM86 81H87V79H86ZM103 81H104V79H103ZM113 81H114V80H113ZM113 81H111V82H113ZM117 81H118V80H117ZM126 81H127V80H126ZM262 81H263V83H264V80H262ZM1 82H0V84H1ZM35 82H36V81H35ZM38 82H40V81H38ZM57 82H58V81H57ZM65 82H67V81L65 80ZM72 82H73V81H72ZM106 82H107V79H106L105 83H106ZM108 82H109V81H108ZM114 82H115V81H114ZM28 83H29V82H28ZM28 83H27V84H28ZM33 83H34V82H33ZM36 83H37V82H36ZM85 83H87V82H85ZM103 83H104V82H103ZM103 83H102V84H103ZM30 84H31V83H30ZM45 84H47V83L45 82ZM109 84H111V83L109 82ZM186 84H187V83H186ZM230 84L233 85L232 83H230ZM238 84H239V83H238ZM5 85H7V84H5ZM5 85H4V86H5ZM25 85H26V84H25ZM39 85H40V84H39ZM47 85H48V84H47ZM248 85H247V86H248ZM255 85H252V86H254L255 88H258V87H259V86H255ZM1 86H2V85H1ZM8 86H9L8 88L10 89V85H8ZM31 86H32V85H31ZM35 86H36V85H35ZM68 86H70V85H68ZM237 86L239 87V85H237ZM29 87H30V86H29ZM36 87H37V86H36ZM36 87H35V88H36ZM64 87H65V86H64ZM66 87H67V85H66ZM130 87H131V86H130ZM133 87H134V86H132V91H134V93H135L134 95H137V93L135 92V89H133ZM5 88H6V90H8L7 87H5ZM12 88H14V86H12ZM21 88H23L22 85H21ZM26 88H28V87L26 86ZM26 88H25V90H26ZM33 88H34V87H33ZM35 88H34V90H35ZM62 88H63V87H62ZM71 88H72V87H71ZM77 88H78V87H77ZM80 88H81V87H80ZM126 88H128V87H126ZM126 88H125V89L123 88V89H124V90H123V95L126 94V93H124V91L127 92ZM146 88H147V87H146ZM30 89H31V88H30ZM38 89H40V87H39ZM42 89H43V87H42ZM73 89H74V88H73ZM81 89H82V88H81ZM113 89H114V88H113ZM113 89H112V91H113ZM130 89H131V88H130ZM136 89H137V88H136ZM149 89H150V88H149ZM149 89H148V92L150 91ZM236 89H238V88H236ZM242 89H243V88H242ZM247 89L249 90V88H247ZM247 89H246V91H247V93H248L251 89H250L249 91H248ZM262 89H263V91H264V87H263V88L260 87V89H258V90H262ZM17 90H18V89H17ZM64 90H67V89H64ZM78 90H79V89H78ZM108 90H109V88H108ZM118 90H119V89H118ZM128 90H129V89H128ZM191 90H193L194 92H197V91L200 90V87H199V86H195V85H193V86L191 87ZM10 91H11V90H10ZM10 91H8V92H10ZM23 91H24V90H23ZM26 91H27V90H26ZM31 91H33V90L31 89ZM109 91H111V90H109ZM130 91H131V90H130ZM136 91H137V90H136ZM138 91H139V89H138ZM138 91H137V92H138ZM141 91H142V90H141ZM236 91H237V90H236ZM238 91H239V89H238ZM246 91L242 90L243 93L246 92ZM253 91H255V89H254ZM12 92L15 93L16 91L14 92V89H12ZM19 92H20V93L22 92L21 89L19 90ZM19 92H17V94H19ZM33 92H35V91H33ZM40 92H41V89H40ZM42 92H43V91H42ZM42 92H41V93H42ZM66 92H67V91H66ZM70 92H71V91H70ZM120 92H121V91H120ZM120 92H119V93L116 92V93H114L113 95H114V96H119V95H121V93H122V92H121V93H120ZM146 92H147L146 90L143 91V93H146ZM229 92H230V91H228V93H229ZM250 92L252 93V90H251ZM250 92L248 93V95L250 94ZM2 93H3V92H1L0 94H2ZM5 93H7V92L4 90V94H3L4 96H3V97L6 98V95H7V94L9 95V93H7V94H5ZM10 93H11V92H10ZM26 93H27V92H26ZM28 93H29V91H28ZM28 93H27V94H28ZM41 93H40V94H41ZM67 93H68V92H67ZM101 93H102V92H101ZM101 93H98L99 96H100ZM132 93H133V92H132ZM254 93L256 94L257 92H254ZM21 94H22L23 96H25L24 93H21ZM27 94H26V95H27ZM31 94H33V93H31ZM35 94H37V92H35ZM40 94H39V95H40ZM108 94H109V93H108ZM108 94H107V95H108ZM139 94H141V93H139ZM172 94H174V93H172ZM207 94H212V95L214 96L215 93H213V92H204V91H201V92L197 93V96H203V95H207ZM225 94H226V93H224V95H225ZM245 94H246V93H245ZM255 94H254L253 96H258V95H259V93H258V95H257V94L255 95ZM41 95H42V94H41ZM109 95H111V94H109ZM109 95H108V96H109ZM113 95H111V97H110V96H109V97L112 98ZM123 95H121V97H122ZM141 95H142V94H141ZM224 95H223V96H224ZM228 95H229V97H230V95H232V94L229 93V94H227V95H225V96L227 97ZM242 95H243V94H242ZM242 95H241V96H242ZM248 95H247V96H248ZM260 95H261V94H260ZM12 96H14L13 99L16 98V95H15V94H12ZM18 96H19V98H20L21 95L19 94ZM18 96H17V97H18ZM23 96H21V97H23ZM29 96H30V93H29ZM33 96H35V95H31V97H33ZM42 96H44V95H42ZM91 96H92V95H91ZM101 96H102L103 98H106V94H105V97H104V95H101ZM167 96H169V95H167ZM167 96H164V97H167ZM182 96H183V95H182ZM235 96H236V95H235ZM250 96H251V95H250ZM0 97H1V99H3L2 95H1ZM25 97H26V96H25ZM35 97H36V96H35ZM39 97H40V96H39ZM89 97H90V96H89ZM121 97H120V98H121ZM138 97H139V96H138ZM155 97H156V96H155ZM162 97H163V96H162ZM216 97H218V96H216ZM226 97H225V98H226ZM229 97H227V98L230 99L232 96H231L230 98H229ZM238 97H239V96H238ZM245 97H246V96H245ZM248 97H249V96H248ZM260 97H261V96H260ZM263 97H264V96H263ZM5 98H4V99H5ZM11 98H12V97H11ZM29 98H30V97H29ZM29 98H27L26 100L29 101V100H30ZM45 98H46V95H45ZM71 98H72V97H71ZM95 98H96V97H95ZM99 98H101V97H99ZM110 98H109V99H110ZM113 98H114V97H113ZM135 98H136V97H135ZM202 98H204V97H202ZM227 98H226L225 100H227ZM232 98H233V97H232ZM242 98H244V97H242ZM4 99H3V100H4ZM8 99H9V98H8ZM13 99H12V101L14 102L15 99H14V100H13ZM22 99H23V98H22ZM57 99H58V98H57ZM59 99H60V98H59ZM127 99H128V98H127ZM142 99H143V98H142ZM179 99H180V98H179ZM215 99H216V98H215ZM233 99H234V98H233ZM6 100H7V99H6ZM10 100H11V99H10ZM16 100H19V99H16ZM32 100H34V98H31V101H32ZM37 100H38V98H37ZM39 100H40V99H39ZM92 100H94V98L91 99V101H92ZM99 100H100V99H99ZM99 100H97V103H98ZM103 100H104V99H103ZM105 100H106V99H105ZM140 100H141V99H140ZM148 100H150V99H148ZM173 100H174V97H173V98L171 97V98L169 99V101H173ZM195 100H197V99H195ZM210 100H211V99H210ZM212 100H214V99H212ZM218 100H219V99H216V101L214 100L215 103H216ZM225 100H224V102L226 103ZM242 100H243V99H242ZM1 101H2V100H1ZM8 101H9V100H8ZM8 101H7V102H8ZM21 101H22V100H21V98H20V101H19V102H21ZM28 101H26V102L28 103ZM59 101H60V100H59ZM86 101H87V100H86ZM91 101H90V102H91ZM95 101H96V100H95ZM144 101H145V100H144ZM151 101H152V100H151ZM151 101H150L148 104H150V103L152 104ZM169 101H168V103H169ZM239 101H241V100H239ZM263 101H264V100H263ZM15 102H16V101H15ZM32 102H33V101H32ZM60 102H61V101H60ZM60 102H59V103H60ZM84 102H85V101H84ZM102 102H103V101H102ZM147 102H148V101H147ZM153 102L155 103L154 100H153ZM164 102H166V101H164ZM188 102H189V101H188ZM188 102H187V103H188ZM190 102H191V101H190ZM222 102H223V101H222ZM257 102H258V101H257ZM259 102H261V101L259 100ZM16 103H18V102H16ZM30 103H31V102H30ZM33 103H34V102H33ZM33 103H31V104H29V103L26 104L27 108L24 106L25 104L23 105V107L26 108L27 111H28V109L31 111V110H33V109H31V108H33V107H30V105H32ZM59 103H58V104H59ZM154 103H153V104H154ZM192 103H193V100H192ZM202 103H204V102H202ZM218 103H219V102H218ZM220 103H221V101H220ZM243 103H244V102H243ZM254 103H255V102H254ZM1 104H2V103H0V105H1ZM103 104H104V103H103ZM148 104L146 103V106H147ZM151 104H150V105H151ZM158 104H159V103H158ZM164 104H165V103H164ZM185 104H186V103H185ZM188 104H189V103H188ZM199 104H201V103H199ZM199 104H198V106H199ZM222 104H223V103H222ZM226 104H227V103H226ZM229 104H230V103H229ZM259 104H260V103H259ZM14 105L16 106V104H14ZM19 105H20V104H19ZM28 105H29L30 108H28ZM81 105H82V104H81ZM133 105H134V104H133ZM160 105H161V104H160ZM204 105H206V104H205V103H204L203 105L201 104V106H202L203 108H204ZM227 105H228V104H227ZM230 105H231V104H230ZM246 105H247V104H246ZM251 105H252V102H251ZM257 105H258V103H257ZM263 105H264V104H262V106H263ZM2 106H3V105H2ZM2 106H1V107H2ZM7 106H8V105H7ZM7 106H4V107L7 108ZM32 106H33V105H32ZM84 106H86V105H84ZM154 106H155V105H154ZM195 106H196V105H195ZM195 106H193V107H195ZM213 106H215V104H214ZM216 106H218L217 103H216ZM216 106H215V107H216ZM223 106H224V105H223ZM223 106H222V107H223ZM243 106H244V105H243ZM1 107H0V112H1ZM18 107H19V106H18ZM130 107H132V106H130ZM160 107H161V106H160ZM199 107H200V106H199ZM199 107H197V108H199ZM202 107H200V108L202 109ZM205 107H206V106H205ZM207 107H209V105H208ZM210 107H211V106H210ZM210 107H209V108H210ZM224 107H225V106H224ZM240 107H241V105H240ZM260 107H261V106H260ZM8 108H9V107H8ZM11 108H12V107H11ZM16 108H17V106H16ZM122 108H123V107H122ZM144 108H145V107H144ZM156 108H157V107H156ZM190 108H191V107H189V109H190ZM197 108H196V109H197ZM200 108H199V109H200ZM17 109H18V108H17ZM123 109H124V108H123ZM142 109H143V108H142ZM187 109H188V108H187ZM191 109H192V108H191ZM193 109H194V108H193ZM193 109H192V110H193ZM201 109H200V110H201ZM204 109H205V108H204ZM204 109H203V110H204ZM206 109H207V108H206ZM216 109H217V108H216ZM260 109H262V107H261ZM260 109H258V110H260ZM263 109H264V107H263ZM2 110L5 111V112H7L6 115H7V117H8V116H9V115H8L9 109H7L8 111H6V110H4V109L2 108ZM184 110H185V113H186L187 115H188L189 113H192V114L195 113V112H192L191 110H189V111H187L186 109H184ZM184 110H182V112H184ZM11 111H12V110H11ZM15 111H16V110H15ZM24 111H25V110H24ZM27 111H25V112H27ZM186 111H187L188 113H187ZM190 111H191V112H190ZM201 111H202V110H201ZM19 112H20V111H19ZM19 112H18V113H19ZM205 112H206V111H205ZM30 113H32V112H30ZM177 113H178V112H177ZM200 113H201V112H200ZM207 113H208V112H207ZM0 114L3 115V112L0 113ZM28 114H29V112H28ZM178 114H181V112H179ZM204 114H205V113H204ZM1 115H0V117H1ZM6 115H5V116H6ZM11 115H13V113H11ZM18 115H19V114H17V116H18ZM31 115H32V114H31ZM169 115H170V113H169ZM173 115L175 116L176 114H173ZM181 115H182V114H181ZM181 115H180V117H181ZM17 116H16V117H17ZM27 116H28V115H27ZM89 116H90V115H89ZM133 116H134V115H133ZM165 116H166V115H165ZM178 116H179V115H178ZM178 116L176 115V117H174V118L177 119ZM182 116H184V119L182 118V120H181V121L183 122V120H186L187 117L185 118V114H184V113H183ZM189 116H190V115H189ZM194 116H195V115H194ZM197 116H198V115H197ZM21 117H22V116H21ZM34 117H35V115H34V116L32 115V117H31V119H32L33 121L36 120ZM36 117H38V116H36ZM152 117H153V116H152ZM158 117H159V115H158ZM160 117H161V116H160ZM167 117H168V115L166 116V118H167ZM1 118H2V117H1ZM19 118H20V117H19ZM23 118H25V117H23ZM141 118H142V117H141ZM171 118H172V117H171ZM4 119H5V118H4ZM8 119H9V118H8ZM20 119H21V118H20ZM26 119H27V117H26ZM28 119H29V117H28ZM28 119H27V122H28L27 125H28L29 122H30V121H28ZM34 119H35V120H34ZM44 119H45V118H44ZM133 119H134V118H133ZM157 119H158V118H157ZM159 119L164 120L163 116H162L161 118H159ZM159 119H158V120H159ZM178 119L180 120L181 118L178 117ZM207 119H208V117H207ZM2 120H3V119H2ZM2 120H0V121L2 122ZM14 120H15V119H14ZM21 120H23V119H21ZM32 120H31V121H32ZM37 120L39 121V119H37ZM89 120H90V119H89ZM97 120H99V119H97ZM105 120H106V119H105ZM105 120H104V121H105ZM148 120L150 121L151 118L148 119ZM155 120H156V119H155ZM169 120H170V119H169ZM188 120H189V119H188ZM3 121H4V120H3ZM40 121H41V120H40ZM86 121H88V120H86ZM86 121H84V122H86ZM93 121H94V120H93ZM93 121L90 120V121H88V122H86V123H87V124H90V123H92ZM104 121H103V119H102V121H96V120H95L94 122H101V123H102V122H104ZM151 121H152V120H151ZM151 121H150V124L153 125V124L151 123ZM172 121H173V122H174V121L176 122V120H173V119H172ZM172 121L170 120V123H171ZM1 122H0V123H1ZM35 122H36V121H35ZM35 122H31V123L34 124V125L32 124L34 128H35ZM123 122H125V121H123ZM123 122H122V123H123ZM126 122H127L126 124H128V123H129V120L126 121ZM152 122H154V119H153ZM161 122H162V121H161ZM164 122H166V119H165ZM167 122H168V121H167ZM177 122H178V121H177ZM179 122H180V121H179ZM184 122H185V121H184ZM195 122H196V121H195ZM3 123H4V122H3ZM3 123H2V124H3ZM41 123H42V122H41ZM74 123H75V122H74ZM104 123H105V122H104ZM104 123H103V124H104ZM108 123H111V122L108 121ZM114 123H116V122L114 121ZM130 123H133V121L130 122ZM168 123H169V122H168ZM17 124H18V123H17ZM17 124H16V125H17ZM24 124H26V123H24ZM36 124H37V123H36ZM78 124H79V123H78ZM82 124H83V125H81V126L79 127V130H80V128H81L82 126L84 127V125H85L84 123H82ZM92 124H93V123H92ZM96 124H97V123H96ZM103 124H102V125H103ZM123 124H125V123H123ZM150 124H149V126H150ZM172 124H174V123H172ZM183 124H184V123H183ZM189 124H190V123H189ZM192 124H193V126H196V125H194V122H193ZM32 125L30 126L31 128H32ZM41 125H42V124H41ZM154 125H155V124H154ZM174 125H175V124H174ZM1 126H2V125H1ZM1 126H0V128H1ZM24 126H25V125H24ZM28 126H29V125H28ZM37 126H38V125H37ZM39 126H40V125H39ZM68 126H70V125H68ZM86 126H87V125H86ZM170 126H171V125H170ZM9 127H10V126H9ZM125 127H126V126H125ZM153 127H154V126H153ZM173 127H174V126H173ZM180 127H181V126H180ZM180 127H179V128H180ZM26 128H27V127H26ZM31 128H30V129H31ZM73 128L76 129V128H78V127H73ZM122 128H123V126H122ZM167 128H168V127H167ZM174 128H175V127H174ZM177 128H178V126H177ZM186 128H187V127H186ZM22 129H23V127H22ZM28 129H29V127H28ZM182 129H183V128H182ZM5 130H6V129H5ZM14 130H15V129H14ZM71 130H72V129H71ZM127 130H128V129H127ZM165 130H167V129H165ZM174 130H175V129H174ZM174 130H173V131H174ZM75 131H76V130H75ZM132 131H133V130H132ZM140 131H141V130H140ZM143 131H144V130H143ZM157 131H158V130H157ZM168 131H170V130H168ZM173 131H172V132H173ZM175 131H176V130H175ZM186 131H187V130H186ZM19 132H21V131H19ZM119 132H120V131H119ZM126 132H127V131H126ZM129 132H130V131H129ZM136 132H138V131H136ZM164 132H166V131H163V133H164ZM177 132H178V131H176L175 133H177ZM189 132H191V131H189ZM4 133H5V132H4ZM7 133H8V132H7ZM12 133H14V132H12ZM28 133H29V131H28ZM90 133H91V132H90ZM96 133H97V132H96ZM115 133H116V132H115ZM117 133H118V132H117ZM133 133H134V131H133ZM147 133H148V131H147ZM147 133L145 132V134H147ZM150 133H152V131H151ZM5 134H6V133H5ZM20 134H21V133H20ZM93 134H94V133H93ZM106 134H107V133H106ZM110 134H111V132H109V135H110ZM123 134H124V133H123ZM138 134H139V133H138ZM138 134H136V135L138 136ZM141 134H142V133H140V136H141ZM153 134H154V133H153ZM158 134H159V132H158ZM190 134H191V133H190ZM234 134H235V133H234ZM11 135H12V134H11ZM14 135H15V133H14ZM82 135H83V134H82ZM90 135H91V134H90ZM98 135H99V134H98ZM98 135H97V136H98ZM117 135H118V134H116L115 136H117ZM150 135H151V134H150ZM175 135H176V134H175ZM177 135H178V134H177ZM188 135H189V134H188ZM230 135H231V133H230ZM237 135H238V133H237ZM4 136H6V135H4ZM15 136H17V135H15ZM80 136H81V135H80ZM84 136H87V135H84ZM92 136H93V135H92ZM101 136H102V135H101ZM107 136H108V135H107ZM115 136H113V137H115ZM144 136H145V135H144ZM147 136H148V135H147ZM162 136H163V135H162ZM166 136H167V135H166ZM171 136H172V135H171ZM227 136H228V135H227ZM12 137H13V136H12ZM75 137H76V136H75ZM90 137H91V136H90ZM113 137H112V138H113ZM121 137H122V135H121ZM131 137H132V135H131ZM145 137H146V136H145ZM145 137H144V138H145ZM149 137H150V136H149ZM156 137H157V136H156ZM15 138H16V137H15ZM81 138H82V137H81ZM93 138H94V136H93ZM99 138H100V137H99ZM103 138H104V136H103ZM107 138L109 139V137H107ZM117 138H118V137H117ZM117 138H116V139H117ZM119 138H120V137H119ZM123 138H124V135H123ZM136 138H137V137H136ZM150 138H151V137H150ZM158 138H159V136H158ZM182 138H183V137H182ZM218 138H219V137H218ZM70 139H71V138H70ZM78 139H79V138H78ZM84 139H85V138H84ZM108 139H107V141H108ZM113 139H114V138H113ZM121 139H122V138H121ZM121 139H117V140L119 141V140H121ZM142 139H143V138H142ZM147 139H148V138H147ZM167 139H168V137H167ZM5 140H6V139H5ZM61 140H62V139H61ZM64 140H65V139H64ZM64 140H63V141H64ZM66 140H67V139H66ZM76 140H77V139H76ZM87 140H88V139H87ZM104 140H105V139H104ZM104 140H101V141L103 142ZM123 140H124V139H123ZM131 140H132V139H131ZM133 140H134V138H133ZM139 140H140V139H139ZM161 140H163V139H161ZM164 140H165V139H164ZM69 141H70V140H69ZM79 141H80V139H79ZM170 141H171V140H170ZM57 142H58V141H57ZM60 142H61V141H59V143H60ZM76 142H77V141H76ZM83 142H84V141H83ZM86 142H87V141H86ZM89 142H90V141H89ZM135 142H136V141H135ZM160 142H161V141H160ZM162 142H163V141H162ZM162 142H161V143H162ZM165 142H167V141H165ZM171 142H172V141H171ZM90 143H91V142H90ZM97 143H98V142H97ZM119 143H122V142L119 141ZM123 143H125V142H123ZM126 143H127V141H126ZM143 143H144V142H143ZM145 143H146V142H145ZM145 143H144V144H145ZM155 143H156V142H155ZM186 143H187V142H186ZM62 144L64 145V143H62ZM70 144H71V143H70ZM92 144H93V143H92ZM128 144H129V143H128ZM135 144H136V143H135ZM149 144H150V143H149ZM156 144H157V143H156ZM178 144H179V143H178ZM60 145H61V144H60ZM67 145H68V144H67ZM79 145H80V144H79ZM79 145H78V146H79ZM81 145H82V144H81ZM84 145H85V144H84ZM97 145H98V144H97ZM100 145H102V144H100ZM136 145H137V144H136ZM168 145H169V144H168ZM170 145H171V144H170ZM181 145H182V144H181ZM192 145H193V144H192ZM1 146H2V145H1ZM55 146H56V145H55ZM132 146H133V144H132ZM188 146L190 147V145H188ZM188 146H187V147H188ZM52 147H53V146H52ZM60 147H61V146H60ZM86 147H87V146H85V148H86ZM88 147H89V146H88ZM90 147H91V146H90ZM169 147H170V146H169ZM174 147H175V145H174ZM50 149H51V148H50ZM55 149H56V148H55ZM60 149H61V148H60ZM56 150H57V149H56ZM56 150H54V151H56ZM61 150H62V149H61ZM263 151H264V150H263ZM44 152H45V151H44ZM47 152H48V151H47ZM261 152H262V151H261ZM261 152H260V153H261ZM32 153H33V152H32ZM43 154H44V153H43ZM45 154H47V153H45ZM45 154H44V155H45ZM51 155H52V154H51ZM54 155H55V154H54ZM54 155H53V156H54ZM258 156H259V155H258ZM251 157H252V156H250L249 158H251ZM238 159H239V157H238ZM17 160H18V158H10V159H6L5 154H4V150H3L2 148H0V164H8V162H16ZM19 161H20V160H19ZM233 161H234V160H233ZM235 161H236V160H235ZM237 161H238V160H237ZM249 161H250V160H249ZM20 162H21V161H20ZM17 164H18V163H17ZM20 164H21V163H20ZM27 164H28V163H27ZM31 164H32V163H31ZM37 165H38V164H37ZM107 165L110 166V164H107ZM11 166H14V163H13V165H11ZM11 166H10V168H11ZM111 166H112V165H111ZM113 166H114V165H113ZM3 167H4V166H3ZM3 167H2V168H3ZM6 167H7V166H6ZM14 167H15V166H14ZM114 167L116 168V166H114ZM117 167H119V166H117ZM2 168H0V169H2ZM97 168H98V166H97ZM101 168H102V167H101ZM122 168H123V167H122ZM4 169H5V168H4ZM6 169H7V168H6ZM12 169H13V168H12ZM12 169H11V170H12ZM15 169H16V168H15ZM15 169H14V170H15ZM98 169H100V168H98ZM2 170H3V169H2ZM7 170H8V169H7ZM9 170H10V169H9ZM11 170H10V171H11ZM53 170H54V169H53ZM89 170H93V169L91 168V169H89ZM139 170H140V169H139ZM21 171H23V170H21ZM33 171H34V170H33ZM39 171H40V170H39ZM97 171H98V170H97ZM11 172H13V170H12ZM11 172H10V173H11ZM14 172H15V171H14ZM16 172H17V171H16ZM30 172H32V171H30ZM136 172H137V171H136ZM0 173L3 174V175H2L3 178H4V177L9 178V177H11L10 175L12 174V173H11V174H8V172L5 173L4 171H2V172H0ZM4 173H5V174H4ZM32 173H33V172H32ZM23 174H24V173H23ZM25 175H26V174H25ZM58 175H59V174H58ZM157 175H158V174H157ZM157 175H156V176H157ZM2 176H0V177H2ZM35 176H36V173H35ZM61 176H62V174H61ZM156 176H155V177H156ZM15 177H17V176H15ZM18 177H19V176H18ZM71 177H72V176H71ZM145 177H146V176H145ZM148 177H149V176H148ZM7 178H5V179H7ZM20 178H21V177H20ZM24 178H25V177H24ZM261 178H262V177H261ZM263 178H264V177H263ZM263 178H262V179H263ZM10 179H11V178H10ZM16 179H17V178H16ZM25 179H26V178H25ZM25 179H24V180H25ZM33 179H35V178H33ZM67 179H68V178H67ZM17 180H18V179H17ZM17 180H16V181H17ZM19 180H21V179H19ZM73 180H75V179H73ZM77 180H78V179H77ZM80 180H81V179H80ZM257 180H258V179H257ZM31 181H34V180H31ZM69 181H70V180H69ZM258 181H259V180H258ZM5 182H6V180H5ZM9 182H10V181H9ZM24 182H25V181H24ZM35 182H36V181H35ZM62 182H63V181H62ZM62 182H61V183H62ZM64 183H66V182H64ZM8 184H9V183H8ZM14 184H15V183H14ZM24 184H26V183H24ZM189 184H190V183H189ZM63 185H64V184H63ZM212 187H213V186H212ZM9 189H11V188H9ZM17 189H18V188H17ZM213 189H215V188H213ZM224 189H225V188H224ZM2 190H3V189H2ZM18 190H19V189H18ZM18 190H17V192H18ZM21 190H22V189H21ZM217 190H218V189H217ZM11 191H12V189H11ZM0 192H1V191H0ZM12 192H13V191H12ZM17 192H16V193H17ZM18 193H19V192H18ZM0 194H3V193H0ZM22 194H23V193H22ZM13 197H14V196H13ZM15 197H17V195H16ZM6 198H7V197H6ZM10 198H11V197H10ZM8 199H9V198H8ZM16 199H17V198H15L14 200H16ZM3 201H4V200H3ZM11 201H12V200H11ZM17 201H18V199H17ZM13 202H14V201H13ZM13 202H12V203H13ZM22 202H23V201H21V203H22ZM15 203H16V202H14L13 204L16 205ZM26 203H27V202H26ZM17 205H18V204H17ZM20 205H22V204H20ZM24 205H25V204H24ZM27 205H28V204H27ZM18 207H19V206H18ZM20 207H21V206H20ZM20 207H19V208H20ZM29 207H30V205H29ZM27 208H28V207H27ZM24 211H25V210H24ZM50 211H51V210H50ZM44 212H45V211H44ZM52 213H53V212H52ZM56 213H57V212H56ZM44 214H45V213H44ZM54 214H55V213H54ZM45 215H46V214H45ZM58 217H59V216H58ZM61 217H62V216H61ZM44 218H45V217H44ZM44 218H43V219H44ZM56 218H57V217H56ZM57 219H58V218H57ZM60 221H61V220H60ZM54 222H55V221H54ZM57 222H58V221H57ZM55 223H56V222H55ZM135 226H136V225H135ZM131 231H132V230H131ZM14 246H15V245H14ZM6 247H8V246H6ZM17 247H18V246H17ZM3 248H4V247H3ZM18 248H19V247H18ZM20 249H22V248H20ZM20 249H19V250H20ZM23 249H24V248H23ZM27 249H28V248H27ZM24 250H25V249H24ZM21 251H22V250H21ZM27 251H28V250H27ZM31 251H32V250H31ZM23 252H24V251H23ZM21 254H23V253H21ZM17 256H18V254H17ZM21 256H23V255H21ZM18 257H19V256H18Z\"/></svg>","mask_w":264,"mask_h":264}]
</instances>
